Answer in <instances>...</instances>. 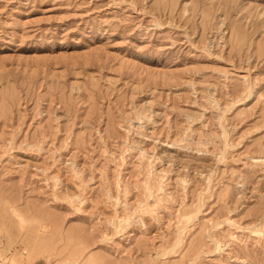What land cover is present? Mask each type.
I'll return each instance as SVG.
<instances>
[{"label":"rangeland","instance_id":"obj_1","mask_svg":"<svg viewBox=\"0 0 264 264\" xmlns=\"http://www.w3.org/2000/svg\"><path fill=\"white\" fill-rule=\"evenodd\" d=\"M0 264H264V0H0Z\"/></svg>","mask_w":264,"mask_h":264},{"label":"bare ground","instance_id":"obj_2","mask_svg":"<svg viewBox=\"0 0 264 264\" xmlns=\"http://www.w3.org/2000/svg\"><path fill=\"white\" fill-rule=\"evenodd\" d=\"M158 189H159V188H158ZM161 189H162V188L160 187V190H161ZM150 190H151V189H150ZM160 190H159V191H160ZM151 194H153V191L151 192ZM153 202H154L156 205H157V204L160 205V202H161V201H160V200H155V201H153ZM152 204H153V203H152ZM149 208H150V207H148V209H149ZM146 209H147V208H146ZM151 210H152V209H151ZM148 211H149V210H148ZM151 212H152V211H151ZM153 218H154V217H153Z\"/></svg>","mask_w":264,"mask_h":264}]
</instances>
